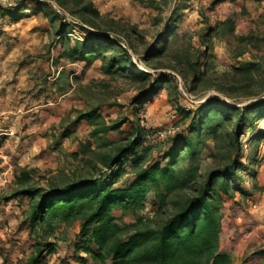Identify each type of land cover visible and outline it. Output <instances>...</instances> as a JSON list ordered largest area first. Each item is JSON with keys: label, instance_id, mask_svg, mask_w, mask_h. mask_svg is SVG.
<instances>
[{"label": "trees", "instance_id": "16d2710c", "mask_svg": "<svg viewBox=\"0 0 264 264\" xmlns=\"http://www.w3.org/2000/svg\"><path fill=\"white\" fill-rule=\"evenodd\" d=\"M58 1L91 23L82 22L86 25L82 26V39L73 40L66 35L69 25L50 0L0 3V13L10 23L23 18L26 9L43 10L53 21L61 18L63 22L57 31L62 42L59 57L85 61L87 65L100 59L106 74L123 71L148 83L136 97L137 103H147L162 89L178 83V78L168 72L153 78L150 71L137 65L132 47L123 45L121 38L111 32L98 29L87 17L99 14L92 0ZM137 1L163 8L161 0ZM220 1L223 0H213V6ZM45 5L53 9L55 16ZM175 20L171 15L167 24ZM223 25L234 26L231 19ZM2 33L0 29V36ZM240 38L252 40L248 35ZM164 48L165 42L153 53ZM238 68L251 71L249 63ZM42 82L46 84L48 78L44 77ZM177 110L180 120L191 121L182 132L162 141L164 145L148 139L160 130L149 129L140 118L131 121L128 137L120 142L110 140V133L124 132L123 126L129 119L108 120L97 107L79 110L73 124L86 120L92 129L90 137L81 141L80 149L71 154L84 162L73 171V176L38 185L37 167L18 166L16 190L0 196V207L19 196L29 199L21 224L28 229L30 250L16 263L4 253L2 264H51L61 240L58 231L62 225L71 226L76 221H80V231L72 244L73 253L62 258L61 264H73L69 259L76 264H233L232 254L221 243L224 210L226 202L234 200L237 192L243 198L253 194L243 187L246 174L253 180L254 189L258 188L253 164H259L264 157H258V148L253 157L248 156L242 136L249 130L247 140L255 141L256 146L264 140V127L257 123L264 119V98L240 106L213 95L195 111L185 105H178ZM72 132L65 129L61 137L71 136ZM210 142L214 144L213 156L223 154L225 162L202 171L200 156ZM94 143L97 147H93ZM155 148L158 156L153 154ZM148 205L154 206V217L137 215ZM116 209L133 213L135 221L123 222L114 214ZM252 258L253 264H264V248L255 251Z\"/></svg>", "mask_w": 264, "mask_h": 264}, {"label": "rangeland", "instance_id": "374dc122", "mask_svg": "<svg viewBox=\"0 0 264 264\" xmlns=\"http://www.w3.org/2000/svg\"><path fill=\"white\" fill-rule=\"evenodd\" d=\"M10 1L13 0H0V3L4 5ZM54 1L76 15L81 22L91 24L79 13L72 12L68 6H62L58 0ZM212 1L161 0L163 8L159 10L129 0H95L99 14H87V17L95 22L98 29L124 39L127 45L132 47L131 52L137 65L144 71H150L153 78L158 77L160 72L172 73L178 78V83L162 89L147 103H137L136 97L148 83L123 71L106 74L100 59L91 68L83 69L79 75H74L72 80L81 100L78 102L79 105L85 106L86 109L99 108L108 120L118 117L129 119V122L123 126V133L112 132L108 135V139L120 142L123 137H128L131 121L140 118L141 123L149 129L160 130L157 136L150 135L148 139L157 145H164L162 141L182 132L191 121V119L180 120L181 116L177 115L178 105L189 106L192 99L194 102L191 107L195 111L201 103L213 95L240 106L264 98V4L249 6L250 12L243 6L245 0H230L226 4L219 2L214 6ZM44 7L55 16L50 6ZM40 11L42 14L34 22L51 25L53 32L46 36L33 37L36 44H31L29 48L11 47L9 53L15 51L16 57L20 56V58L24 53H28L24 56L39 58L44 63L53 50L57 51L58 47L62 49L61 39L55 34L63 22L62 19L56 17L53 21L50 16L44 14L43 10ZM171 15L176 20L167 24L166 20ZM227 19H231L233 27L223 25ZM0 24L7 23L2 21ZM169 31L173 34L170 35ZM242 35L251 36L252 40L242 41L240 38ZM2 37L4 41L8 40L5 36ZM8 37L10 39L16 36L12 34ZM164 42L165 48L154 54L153 52L161 48ZM151 52L153 54H150ZM247 63L251 71L244 72L238 68L247 66ZM70 74L71 72L66 71L61 80L65 86L70 83ZM11 81L16 82L15 78ZM70 86L73 85L70 83ZM78 111L73 109L70 113H66L59 126L55 124L52 126V131L48 135H52L54 142L51 145L54 148L38 152L36 158L29 161L28 164L33 166H27L39 169L35 175L38 185L46 186L52 179L61 181L73 176V171L83 165V161L77 160L71 154L80 149L82 140L90 137L92 127L88 122L73 124ZM257 123L264 127V119L258 120ZM63 128L72 130V135L62 138L61 135L65 130ZM248 131L242 136L243 143L248 144L245 148L248 156L253 157L258 148L260 150L258 157H264V140L256 146L255 141L247 140ZM93 147H97V143H94ZM213 149L214 144L210 142L208 149L200 156L202 171L218 167L225 162L223 154L213 156ZM6 153L7 149L4 151V154ZM153 154L159 155L158 148L154 149ZM5 160L7 161L5 165L0 166V196L10 195L16 190L15 171L18 166H22L19 164V158L8 157ZM246 163H248L247 159ZM259 164H264V158ZM10 166L11 168L8 169ZM253 168L258 170L256 164H253ZM128 175L130 173L125 177ZM246 180L252 184L253 180L247 174ZM247 182L245 186L248 185ZM259 191L258 186L256 192ZM248 198H244L246 208L254 213L261 211V198L258 196ZM21 199L4 202L0 207V264L3 263L4 253L16 263L30 250L28 229L21 224L29 202L25 201V198ZM254 203L257 207L252 206ZM154 211V206L148 205L144 210L138 211L137 215L154 217ZM114 214L126 223L136 219L133 213H124L119 209H116ZM61 228L58 232H61L62 248L67 251L68 247L63 242L66 237L72 239L78 235L80 221H76L71 226L62 225ZM249 232H252L251 229L247 233ZM255 237L263 246L262 228L258 229ZM233 249L243 248L237 246ZM258 249L259 247H256V250ZM68 253H73V247ZM246 256L243 257L244 259L239 257L240 264L246 262L251 255L245 259Z\"/></svg>", "mask_w": 264, "mask_h": 264}, {"label": "crops", "instance_id": "0c3cea01", "mask_svg": "<svg viewBox=\"0 0 264 264\" xmlns=\"http://www.w3.org/2000/svg\"><path fill=\"white\" fill-rule=\"evenodd\" d=\"M92 1L95 2V0ZM129 1L138 2L139 5L142 4L137 0ZM228 1L230 0H223L220 3L226 4ZM259 3L264 4V0H245L243 6L251 12L249 6H256ZM41 14L40 10L32 9L30 11L26 9V15L23 18L10 23V19L2 17L0 13V22L5 21L7 23L6 25L0 24V29L3 32L2 35L8 39L4 41L2 35L0 36V166L5 165L7 162L5 159L8 157L19 158V164L22 166L29 165V161L34 160L38 152L54 148L51 145L54 142L52 135H48L54 124L59 126L63 116L73 109H90L78 104L81 100L74 89L75 85L72 79L74 75H79L82 72L81 70L91 68L99 59L90 65L81 60L72 62L64 57H59L62 50L60 47L57 51L53 50L44 63L39 58L25 57L28 53H24L22 58L20 56L16 57L15 51L9 53L11 47L29 48L31 44H36L33 37H42L53 32L51 25H40L34 22ZM57 31L58 29L55 34L59 39L60 36ZM12 34L16 37L9 39L8 35ZM57 43L60 45L59 41ZM66 71L71 72L69 82L73 86H70V83L65 86L61 82ZM44 77L48 78L46 84L42 82ZM14 78L16 82L11 81ZM81 98H83L82 95ZM24 101L25 103H23ZM80 123L86 124L87 121L83 120ZM5 149H7L6 154H4ZM256 165L258 166L257 183L260 191L256 192L257 188L254 189L253 181L250 184L246 180L245 183L247 182L248 185L245 186L244 183L243 187L253 191L250 197L258 196V198H261V211H255L254 213L248 210L245 199L238 192L234 200L226 202L221 243L222 248L232 254L233 264H240L239 257L243 258L247 253L248 256L251 255L250 258L247 259L248 256H246V262L241 263L253 264L252 254L257 251L256 247H259V249L264 248V245L261 246V243L255 237L258 234V229L261 230L262 228V232H264V164ZM10 168L11 166L8 169ZM21 198H25L24 200L29 202L26 196H19L13 200H22ZM250 229L252 232L247 233ZM76 237L74 236L72 239L65 238L63 243L68 247L67 251L63 250L62 241H59L61 247L51 257V264H61V259L67 256L68 251L71 252ZM254 242L257 243L254 244ZM237 246L243 249H233ZM68 254L69 256L72 255V253ZM69 261L76 264L73 259H69Z\"/></svg>", "mask_w": 264, "mask_h": 264}, {"label": "built area", "instance_id": "2783aa9c", "mask_svg": "<svg viewBox=\"0 0 264 264\" xmlns=\"http://www.w3.org/2000/svg\"><path fill=\"white\" fill-rule=\"evenodd\" d=\"M53 5L54 8L60 13V15L62 16V19L67 22V24L69 25V29L66 32V35L71 37L73 40L75 39H82L84 32L82 29V26L85 25L83 24L80 19H78V17L72 13H70L68 10H66L65 8L61 7L60 5H57V3L54 0H50ZM13 1H10L8 3H12ZM86 26V25H85ZM122 44L127 46V43L124 39H121ZM191 102L193 103L194 100L191 99ZM192 103L189 105L191 106ZM248 146L247 143H244V147L246 148ZM253 207H257V204L254 203L252 205Z\"/></svg>", "mask_w": 264, "mask_h": 264}]
</instances>
